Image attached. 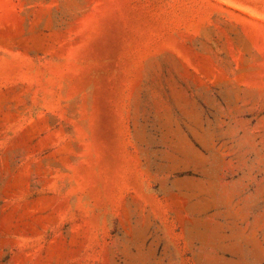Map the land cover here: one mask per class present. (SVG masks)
I'll return each mask as SVG.
<instances>
[{
  "label": "rangeland",
  "instance_id": "374dc122",
  "mask_svg": "<svg viewBox=\"0 0 264 264\" xmlns=\"http://www.w3.org/2000/svg\"><path fill=\"white\" fill-rule=\"evenodd\" d=\"M0 264H264V0H0Z\"/></svg>",
  "mask_w": 264,
  "mask_h": 264
}]
</instances>
